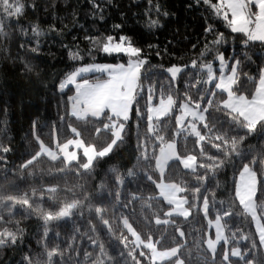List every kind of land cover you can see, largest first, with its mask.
<instances>
[{"label": "trees", "instance_id": "16d2710c", "mask_svg": "<svg viewBox=\"0 0 264 264\" xmlns=\"http://www.w3.org/2000/svg\"><path fill=\"white\" fill-rule=\"evenodd\" d=\"M219 3L0 0V264H264L254 217L237 194L247 167L264 227V118L252 122L226 107V92L205 68L224 55L236 65L233 91L252 97L264 40L234 31L213 7ZM109 35L127 37L141 53H104ZM130 58L141 67L127 118L72 113L74 85L62 87L72 73ZM175 64L176 78L167 70ZM107 76L94 70L79 79ZM167 97L171 111L150 119L149 106ZM183 102L205 111L199 133L177 123ZM75 137L95 147L92 163L80 152L70 162L42 152ZM170 141L179 157H195L193 168L176 158L160 174L157 157ZM161 179L180 186L188 215L171 212ZM215 218L225 239L212 251ZM150 241L178 252L154 261Z\"/></svg>", "mask_w": 264, "mask_h": 264}, {"label": "rangeland", "instance_id": "374dc122", "mask_svg": "<svg viewBox=\"0 0 264 264\" xmlns=\"http://www.w3.org/2000/svg\"><path fill=\"white\" fill-rule=\"evenodd\" d=\"M219 1L221 3V0H219ZM237 2H239L240 4L243 5L244 10L246 12H248L250 18L253 21H255L256 20V13L259 11V7H258L256 0H237ZM221 10L223 12L228 11L226 6H225V8H222ZM228 13H230V11ZM254 28H255V23L250 25V29H254ZM247 34L249 36H251L250 32ZM119 41L120 40L113 39V42H119ZM125 43L127 44L130 42L125 41ZM134 47H136V46H134ZM131 59L136 60L137 63L133 66L132 72L126 76L121 77V76H118L116 74H110V73L108 75V73L106 71H103L100 69H95V68H90L89 71H83L82 72V71H80L82 69V67H81V69L72 73L68 77V79L62 85V87H65L68 84L74 85L75 82L80 80L79 77L84 73H88V72L94 71V70H97L99 72L103 71L109 77H111V87H112V89H111L112 93H110V95L108 96V99L106 100V103H105L106 107L105 108L108 109L111 113L115 114L120 119L127 118L129 116V113H130L131 103H132L134 96H135V93H136V88H137L139 73H140V67H141V62L138 59H136V58H131ZM117 64H123L127 67L128 62L127 63H117ZM101 65H103V64H101ZM108 65H116V64H108ZM172 66H175V67H174L173 71L169 72V73L171 74L172 77L176 78L179 75V73L182 69V66L179 64H175ZM172 66H170V67H172ZM84 67L85 66H83V68ZM170 67H168L167 70ZM205 68L207 69L208 81L210 83H212L213 81H215L217 79V81H218L217 84H219L220 87L222 86L223 87L222 89L226 92L225 102L228 105L229 109L234 110V111H238L239 113H241L245 117L249 116L248 118L247 117L246 118L252 122L257 121L261 118H264V100L261 99V97L257 98V102H248L244 99V98L251 99L256 94H258L260 96H264V71L262 72V74L259 78L257 88H256L253 96L247 97L244 94H236L233 91L232 86H233V82L235 79L236 65L233 64L230 68L229 62L224 57V55L219 56V62L216 65L213 63H208V64H206ZM216 68H218L220 71H217ZM108 76H107V78H108ZM107 78H105V79H107ZM218 78H219V80H218ZM231 78H233V80L231 83H229ZM229 84H231L230 88H227ZM225 89H227V90H225ZM114 94H116V96H115V98H112V96ZM164 100L159 101V103L160 102L162 103ZM158 104L149 106L148 116L150 119L158 117L157 114L160 113L158 111H163V113H164V109H166V107L164 105H162V109L160 110L159 108H157V106H159ZM171 109L172 108H170L169 112L171 111ZM165 114H162V115H165ZM162 115H160V116H162ZM122 130H123V125L118 124V126L114 130L115 139H117L121 135ZM192 131L194 133H199L196 126L194 127V129H192ZM75 138H74L75 140L71 139L67 143L60 145L59 147H56L53 149H50L48 146H46L44 144L42 147V152L48 154L51 157H58L59 155H61L68 162L75 160L78 156H80V153H82L86 156L87 163L88 164L92 163V161L95 157V154H96L95 147L93 145L84 144V142L81 139L80 140L77 139L79 137H75ZM83 145L85 147H83ZM81 146H82L83 150L81 149ZM158 161H160V155H158V157H157V165H158ZM194 162H195V159H194ZM159 167H161V166H159ZM161 190L164 192V195L167 196L168 192H165L163 187L161 188ZM182 200H184V198L182 196H175V198H172L170 201L172 202V205L174 206L175 209H179V208L185 206V203L181 204ZM247 209H248V207H247ZM213 220L215 222V225H217L220 222V224L223 226L220 218H215ZM130 229H131L132 233L134 234V236L136 237L137 233L135 232V230L132 227H130ZM217 231H218V228L216 229V233H217ZM154 257H158V254L154 253Z\"/></svg>", "mask_w": 264, "mask_h": 264}, {"label": "crops", "instance_id": "0c3cea01", "mask_svg": "<svg viewBox=\"0 0 264 264\" xmlns=\"http://www.w3.org/2000/svg\"><path fill=\"white\" fill-rule=\"evenodd\" d=\"M106 72L109 75V72L108 71ZM232 80L233 78H231L229 83H231ZM230 85L231 84H229L227 88H230ZM216 87L220 89L223 88L222 86L220 87L219 84H217ZM74 88H75V93L72 96V103H71V111L74 115L79 116V117H85L87 115H101L105 110H108L105 108L106 107L105 103L110 93H112L111 77L108 76L107 79L96 80V81H89V80L81 79L74 83ZM115 96L116 94H114L112 98H115ZM258 97H261V99L264 100V96H260L258 94H256L251 99H246V98L244 99L248 102H257ZM164 99H162L164 100L162 103L161 102L160 103L158 102L159 104L157 103L159 105L157 106V108H159L160 110L162 109V105L166 107V109H164V113L163 111H158L160 112L159 114H157L158 117L162 114H165V113L167 114L170 108H172L174 104V100L171 97H167ZM225 106L228 107L226 102H225ZM205 116L206 115H205L204 110H201L200 108L193 106L187 102H183L181 105V111L179 115L177 116V123L180 126H185L186 124H188L190 129H194V127L196 126V122L204 121ZM246 117L248 118L249 116H246ZM77 139L80 140V138H77ZM83 147L85 146L83 145ZM81 149H82V146H81ZM97 154L98 153L96 152L95 156ZM158 155H160V161H158L157 167L161 175L164 174L169 161H171L172 159L179 158L185 167L193 168L195 166L194 156L179 157L176 144L173 141L168 142L164 147H162ZM256 183H257V178H256L255 173L251 171L249 168L245 167L241 171L239 178H238L237 194L240 200L244 203V205L248 207V210L251 211L254 217V221H255L258 234L264 246V227L258 217V214L256 213V207L254 203V192L256 190ZM158 187H159L160 192L163 195H164V192L161 190L162 187L164 188L165 192H168L167 196L164 195V197L170 203H172L170 200L172 198H175V196H181L180 186L174 182H167L161 179L158 182ZM184 203H186L185 198L184 200L181 201V204H184ZM171 212L182 214V215H188L190 211L186 207V204H185V206L179 209H175L173 206ZM210 227L213 229L214 235L208 239V245L210 249L214 251L217 248L218 244L222 240L225 239V231H224V227L220 224V222L217 225H215L214 220H210ZM217 228H218V231H217L218 234L216 233ZM136 238L138 239L137 235H136ZM146 245L152 248V256H153L154 261L165 260L175 255L178 252L177 247L171 248V249H163V250L158 249L156 245L151 241L146 243ZM154 253H157L158 257H154ZM175 264H182V260L180 259L177 260Z\"/></svg>", "mask_w": 264, "mask_h": 264}, {"label": "snow or ice", "instance_id": "6c2138e0", "mask_svg": "<svg viewBox=\"0 0 264 264\" xmlns=\"http://www.w3.org/2000/svg\"><path fill=\"white\" fill-rule=\"evenodd\" d=\"M209 2V0H205ZM259 11L256 13V20L253 21L248 12L244 10L242 4L237 2V0H221V3L218 5H213L216 8L217 12L223 15L226 22L232 27V29L240 30L245 33L251 34L253 39H262L264 40V0H256ZM227 7L228 11L221 12L222 8ZM230 11L231 17L229 18L228 12ZM255 23V28L250 29V25ZM35 31V29H34ZM128 40L127 37L121 36L119 42H113V37L109 35L106 42L103 43L102 51L104 53H127L129 57L141 53L139 47H134L131 43H125ZM79 54L77 52H69V56L72 58L77 57ZM137 63L136 60L129 59L127 67L123 64L108 65V64H94L88 65L82 68L80 71H89L90 68L100 69L103 71H108L110 74H116L118 76H126L132 72L133 66ZM175 66H172L168 69L169 72H172Z\"/></svg>", "mask_w": 264, "mask_h": 264}]
</instances>
